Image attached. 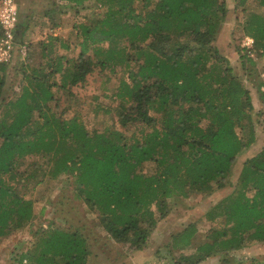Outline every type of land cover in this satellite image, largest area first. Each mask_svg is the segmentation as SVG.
<instances>
[{
    "label": "trees",
    "instance_id": "16d2710c",
    "mask_svg": "<svg viewBox=\"0 0 264 264\" xmlns=\"http://www.w3.org/2000/svg\"><path fill=\"white\" fill-rule=\"evenodd\" d=\"M90 2L101 13L73 26L76 57L51 60L59 40L51 36L37 44L47 50L45 63L33 66L27 61L35 46L22 44L23 34L17 37L24 27L19 21L12 50L13 57L16 47L25 50L18 61V94L4 90L9 62L0 64V240L26 228L35 239L13 258L16 264H86L90 255L82 226L49 222L30 230L38 185L71 180L73 198L93 214L107 239L142 251L168 215V200L225 188L237 154L255 138L253 126L246 136L242 125L253 111L249 91L214 44L226 0H54V5L86 9ZM233 3L243 13L240 27L252 51L264 56V0ZM116 66L125 78L104 96L110 103L93 97L89 106L93 118H105L102 125L89 128L79 113L65 118L58 112V90L72 95L96 69L113 73ZM109 81H103L104 89ZM205 216L211 226L195 248L196 223L170 236L164 250L177 256L169 264H201L218 254L219 264H264L231 254L264 244V145L243 161L233 192Z\"/></svg>",
    "mask_w": 264,
    "mask_h": 264
},
{
    "label": "rangeland",
    "instance_id": "374dc122",
    "mask_svg": "<svg viewBox=\"0 0 264 264\" xmlns=\"http://www.w3.org/2000/svg\"><path fill=\"white\" fill-rule=\"evenodd\" d=\"M15 2L18 22L20 21L24 25L22 29L18 30L17 37L23 34L22 44H34L35 47L29 54L27 62L35 67H40L41 64L45 63V53L47 51L44 49L42 52L37 44L47 43L48 37L51 36L59 39L52 50L51 60L59 55L76 57L78 49L75 47L77 42L74 39L75 30L73 26L84 22L86 19H92L101 13L100 9L94 7L93 2L88 3L92 6L86 9H72L67 6L62 8L57 5L58 3L54 5V0H15ZM249 3L252 4L251 1L247 3L248 9ZM139 6L137 4V7ZM226 6V18L220 26L214 44L218 48L219 54L228 60L234 75L249 91L253 111L250 112V119H244L242 125L246 136L249 135L247 133L248 127L252 125L255 137L250 145L237 154L229 177V184L222 190H216L212 195L206 197L194 194L188 199L170 198L168 200V215L157 224L146 248L142 251H131L128 245H117L109 241L100 225L94 221L93 214L81 201L73 198L72 182L71 180L67 182L65 177L58 178L53 182L46 181L45 184L38 185L33 191L34 218L30 230L35 231L41 225L46 227L49 222L64 228H68V224L83 227L82 233L86 238L87 248L90 252L86 264H169L170 258L175 259L177 254L171 252L168 255L164 250L165 245L170 241L172 234L180 231L189 223H196L199 230V235L192 248H195V244L204 240L203 234L211 226V223L205 219L206 213L214 209L221 200L233 192L235 185L238 183L243 161L260 152L264 145V101L260 99V93L264 91V86H262L264 84V56H257L252 48L248 49L243 45L245 38H249L240 27L243 13L240 9L235 8L233 0H226ZM47 11L53 12L50 14V18L45 17ZM55 24H57L56 27ZM59 41L67 43L70 50L62 48ZM15 51V56L8 64L4 90L7 91L11 87L18 94L19 62H21L24 55L21 52V47H16ZM242 55L251 58L254 65L249 64L247 59L241 57ZM106 77L110 78L106 85L108 89L103 88V81ZM123 77L121 66H116L113 73L100 72L99 69H96L94 73L87 77L84 85L72 89V95L59 90L56 92L59 105L58 112L65 118L79 113L89 128L102 125L105 118H93L89 110L90 102L93 97H98L102 99V104H109L110 101L104 96L109 95L110 89L115 88ZM114 107L112 108L111 118L116 122ZM257 111L261 112L260 119L256 116ZM155 117L158 119L159 116ZM66 221H68V224ZM34 240L28 228L1 239L0 264H16L13 258L24 252ZM161 250L162 253L158 255V251ZM231 254L236 258H242L243 261L253 258L259 262H264V244L247 246ZM221 257L222 254L215 255L201 264H219Z\"/></svg>",
    "mask_w": 264,
    "mask_h": 264
},
{
    "label": "built area",
    "instance_id": "2783aa9c",
    "mask_svg": "<svg viewBox=\"0 0 264 264\" xmlns=\"http://www.w3.org/2000/svg\"><path fill=\"white\" fill-rule=\"evenodd\" d=\"M18 24V13L15 5V0H0V27L3 35L0 39V64L11 61L13 55V41ZM243 45L246 48H252L251 38H245ZM24 48L21 52L25 55Z\"/></svg>",
    "mask_w": 264,
    "mask_h": 264
}]
</instances>
